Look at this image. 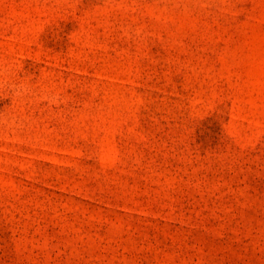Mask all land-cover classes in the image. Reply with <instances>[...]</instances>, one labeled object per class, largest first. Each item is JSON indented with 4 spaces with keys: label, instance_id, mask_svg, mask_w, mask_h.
Returning a JSON list of instances; mask_svg holds the SVG:
<instances>
[{
    "label": "rangeland",
    "instance_id": "rangeland-1",
    "mask_svg": "<svg viewBox=\"0 0 264 264\" xmlns=\"http://www.w3.org/2000/svg\"><path fill=\"white\" fill-rule=\"evenodd\" d=\"M0 264H264V0H0Z\"/></svg>",
    "mask_w": 264,
    "mask_h": 264
}]
</instances>
